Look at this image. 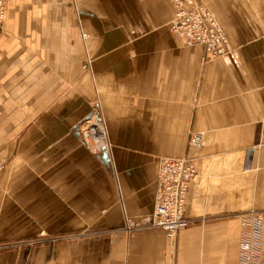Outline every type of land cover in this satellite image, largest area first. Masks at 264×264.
Here are the masks:
<instances>
[{"label": "crops", "instance_id": "obj_1", "mask_svg": "<svg viewBox=\"0 0 264 264\" xmlns=\"http://www.w3.org/2000/svg\"><path fill=\"white\" fill-rule=\"evenodd\" d=\"M197 1L229 55L184 45L171 0H8L0 264H240L251 209L263 214L264 264V0ZM91 113L106 123L107 160L74 132ZM187 152L190 224L168 239L150 226L157 166Z\"/></svg>", "mask_w": 264, "mask_h": 264}, {"label": "built area", "instance_id": "obj_2", "mask_svg": "<svg viewBox=\"0 0 264 264\" xmlns=\"http://www.w3.org/2000/svg\"><path fill=\"white\" fill-rule=\"evenodd\" d=\"M8 0H0V28H3L8 11ZM174 9L170 23V31L180 38L184 45L193 46L199 44L208 54V58H220L231 53L219 20H217L209 6L196 0H171ZM102 124H97L99 128ZM87 127L81 128L86 136V145L94 151L100 149L107 153L108 147L97 145L100 140H108L102 129L95 139L94 125L91 122ZM89 136L93 139L89 140ZM204 144V138L199 132H191L188 135V149L197 152ZM196 157L187 152L182 157L165 156L160 158L155 176V203L150 226L163 230L168 239L174 238L190 224V218L186 215V193L189 183L198 175ZM243 223L250 224L248 230L243 231L245 238L240 249V264H259L258 245L261 240L263 214L251 209L240 215ZM135 229L136 223L132 218H126L125 229ZM45 264H57L47 261Z\"/></svg>", "mask_w": 264, "mask_h": 264}, {"label": "rangeland", "instance_id": "obj_3", "mask_svg": "<svg viewBox=\"0 0 264 264\" xmlns=\"http://www.w3.org/2000/svg\"><path fill=\"white\" fill-rule=\"evenodd\" d=\"M197 1V0H196ZM198 2V1H197ZM200 3H202V2H200ZM204 4V3H203ZM205 5V4H204ZM206 6V5H205ZM212 10V9H211ZM213 11V10H212ZM214 13V12H213ZM215 15V14H214ZM172 19V18H171ZM171 21V20H170ZM171 23V22H170ZM3 28H0V31L2 30ZM54 101H57V102H59V100L58 99H56V100H49V101H46L45 102V104L44 105H46V104H48V106L52 103V102H54ZM41 102H43V101H40V103ZM29 103V106L31 107V108H34L35 110H38V107H40V105H36V103H37V101H35V100H31V101H29L28 102ZM17 104H20V102H17ZM16 104V105H17ZM44 105L42 106V107H40V108H43L44 107ZM91 114H93V113H91ZM91 114H87V115H85V116H83L82 117V120L76 125V127H74V132H77V134H79L80 135V137H81V139H82V141L86 144V136H84V134L83 133H81V128H83V127H87V126H85L86 124H88L89 123V121L88 120H96L97 122H98V119H96V118H94L93 117V115H91ZM95 116H97V115H95ZM32 118V117H31ZM94 118V119H93ZM36 119V118H35ZM99 120H100V118H99ZM88 122V123H87ZM100 122H102V121H100ZM83 125V126H82ZM102 126V128H100ZM100 127H99V129H102V131H106L107 130V127H106V123H105V121L103 122V124L101 125ZM107 137H109V136H107ZM89 138V140H91L92 141V137L91 136H89L88 137ZM100 144V142H97V145H99ZM88 147V146H87ZM89 148V147H88ZM91 149V148H90ZM92 150V149H91ZM95 154H99L100 155V153L101 154H103L101 151H100V149H97V151H94V150H92ZM44 233V232H43ZM42 233V235H46L45 233L43 234ZM41 235V234H40ZM41 235V236H42ZM51 241H54L55 240V237H50L49 238Z\"/></svg>", "mask_w": 264, "mask_h": 264}, {"label": "bare ground", "instance_id": "obj_4", "mask_svg": "<svg viewBox=\"0 0 264 264\" xmlns=\"http://www.w3.org/2000/svg\"><path fill=\"white\" fill-rule=\"evenodd\" d=\"M94 118H96V119H98V122L96 121V120H88L89 122H91L92 123V125H94L95 127H94V131H93V133H95L96 135L94 136L95 137V139H100L102 136L101 135H97V132L99 131V128L97 127V124H103L102 122H100L101 120H99V118H98V116H93ZM93 118V119H94ZM88 123V122H87ZM83 126V125H82ZM86 126V125H85ZM84 128V127H83ZM100 128H102V126L100 127ZM85 134H86V136L88 135V133H86L84 130H82ZM105 133H106V135H107V130L105 131ZM98 142H100V144L99 145H105V143H106V146L108 147V145H107V140H102V141H98ZM98 145V146H99ZM107 154V153H106ZM107 157H108V155H107Z\"/></svg>", "mask_w": 264, "mask_h": 264}, {"label": "water", "instance_id": "obj_5", "mask_svg": "<svg viewBox=\"0 0 264 264\" xmlns=\"http://www.w3.org/2000/svg\"><path fill=\"white\" fill-rule=\"evenodd\" d=\"M102 157L105 158L106 160L108 159L107 154L105 152L102 154Z\"/></svg>", "mask_w": 264, "mask_h": 264}]
</instances>
